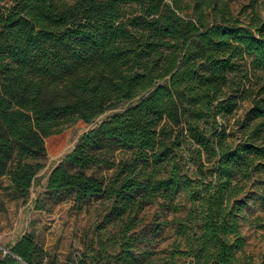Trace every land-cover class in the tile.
I'll return each instance as SVG.
<instances>
[{
  "label": "trees",
  "instance_id": "trees-1",
  "mask_svg": "<svg viewBox=\"0 0 264 264\" xmlns=\"http://www.w3.org/2000/svg\"><path fill=\"white\" fill-rule=\"evenodd\" d=\"M245 55L260 74L234 90L228 74ZM240 97L251 101L247 133L230 146L217 117ZM121 102L132 103L80 137L47 189L73 190L81 204L105 194L120 210L160 196L176 211L183 192L189 210L173 220L183 248L175 243L160 264H238L240 179L264 165V19L244 24L227 0H10L0 11V177L16 194L44 167L46 136ZM183 144L199 168L206 155L208 182L171 159ZM117 148L131 151L129 160H109ZM101 165L115 167L108 182L88 172ZM121 246L117 264H140L130 242ZM8 252L0 264H41L31 234Z\"/></svg>",
  "mask_w": 264,
  "mask_h": 264
},
{
  "label": "rangeland",
  "instance_id": "rangeland-1",
  "mask_svg": "<svg viewBox=\"0 0 264 264\" xmlns=\"http://www.w3.org/2000/svg\"><path fill=\"white\" fill-rule=\"evenodd\" d=\"M227 2L244 24L255 15L264 19V0ZM9 4L10 0H0V11ZM251 59L252 56L245 55L236 61V67L228 74L229 86H255V76L260 71L252 69ZM131 103L113 104L89 123L77 121L59 133L46 136L44 167L35 175L24 195L13 191L8 177H0V257L9 253L25 234H31L42 250L41 264H117L114 257L121 252L123 241L131 243L130 251L140 264L162 263L175 243L183 248L184 238L175 234L173 222L175 218L185 217L189 210L190 202L183 192L173 201L178 205L176 211L160 196L151 201L137 196L134 203L120 210L121 204L105 194L93 196L86 204H81L75 201L73 190L56 192L47 189L50 172L73 150L80 137L111 116L122 113ZM237 104L231 114L217 117L226 127L225 141L230 146L240 144L247 133L246 112L251 101L240 97ZM190 147L183 144L170 154L171 159L180 163L182 173L192 181L200 178L199 170H202L204 180L208 182L213 174L211 163L206 162V155L202 153L203 166L199 168L190 156ZM130 157L131 151L121 148L107 155L115 163ZM166 168L168 165L164 164V168L158 170L162 173ZM114 169L101 165L88 172L102 175L108 182ZM249 172L247 177H241L243 191L236 198L241 202L239 225L246 240L244 250L237 252L238 264H264V165L251 168ZM139 202L142 203L140 207ZM179 258L190 261L184 256Z\"/></svg>",
  "mask_w": 264,
  "mask_h": 264
},
{
  "label": "water",
  "instance_id": "water-1",
  "mask_svg": "<svg viewBox=\"0 0 264 264\" xmlns=\"http://www.w3.org/2000/svg\"><path fill=\"white\" fill-rule=\"evenodd\" d=\"M25 264V263H24Z\"/></svg>",
  "mask_w": 264,
  "mask_h": 264
}]
</instances>
